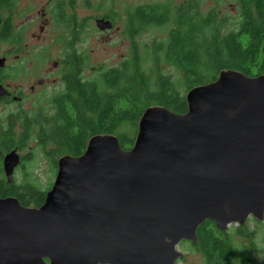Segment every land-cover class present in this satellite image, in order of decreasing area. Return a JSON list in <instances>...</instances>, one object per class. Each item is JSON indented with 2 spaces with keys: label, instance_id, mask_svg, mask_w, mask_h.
Segmentation results:
<instances>
[{
  "label": "water",
  "instance_id": "water-1",
  "mask_svg": "<svg viewBox=\"0 0 264 264\" xmlns=\"http://www.w3.org/2000/svg\"><path fill=\"white\" fill-rule=\"evenodd\" d=\"M184 100L185 113L147 107L127 150L115 135L96 134L81 155L60 156L39 207L0 199L2 239L35 249L33 260L7 262L174 264L178 244L194 242L204 221L224 229L250 214L261 220L264 74L221 70ZM18 160L6 154L7 182Z\"/></svg>",
  "mask_w": 264,
  "mask_h": 264
},
{
  "label": "flooded vegetation",
  "instance_id": "flooded-vegetation-1",
  "mask_svg": "<svg viewBox=\"0 0 264 264\" xmlns=\"http://www.w3.org/2000/svg\"><path fill=\"white\" fill-rule=\"evenodd\" d=\"M171 1L130 4L128 0H101L92 6L89 0H0V88L5 91L0 95V137L8 126L18 131L24 129V122L35 121L31 117L40 111L37 109L39 100L47 99V107L53 112L52 101L64 89V77L71 75L85 80L87 52L98 53L95 61H102L101 53L108 56L105 66L100 65L96 69L133 64L135 31L142 33L156 27L163 30L164 26L167 29V21L170 25L178 20L187 21L198 12V7L190 0H182V3L178 0L175 6ZM91 8L97 10L95 15L88 14ZM98 20L108 24L100 23L98 27ZM166 37L151 42L150 50L155 48L157 42H164ZM118 52L121 57L117 56ZM108 53H117L115 56L118 60ZM3 145L0 140V181L3 191L13 188L20 193L21 186H16L14 180L17 174L21 179L33 175V154L28 147L24 150L14 149L19 160L12 170L11 182H7L4 161L9 152ZM6 198L16 199L21 207H38L33 198L24 204L15 196H0V199ZM207 222L210 229L205 230L212 232L218 240L224 239L228 247L222 264H264L257 241L264 231V212L261 220L250 214L244 222L229 223L224 229L214 222ZM201 225L196 229L194 242L183 240L180 243L187 242L192 247L196 257L194 264H218L208 259L201 249ZM3 235L5 230L0 224V264H10L6 259L35 258L33 245L7 244L2 239ZM16 249L18 253L13 252ZM28 250L31 252L28 253ZM181 254L182 257L176 259L174 264L186 259L185 254Z\"/></svg>",
  "mask_w": 264,
  "mask_h": 264
},
{
  "label": "trees",
  "instance_id": "trees-1",
  "mask_svg": "<svg viewBox=\"0 0 264 264\" xmlns=\"http://www.w3.org/2000/svg\"><path fill=\"white\" fill-rule=\"evenodd\" d=\"M236 1L241 17L231 19L228 23H234L235 27H227L225 32L212 12L167 26L166 40L152 48L153 62L154 56H160L178 66L182 75L179 72L180 76L169 79L158 73L151 79L142 67L144 60L136 58L140 55L136 51L133 64L100 70L90 81L66 76L64 89L52 101V114L38 117L37 123H23L24 129L19 132L8 126L0 137L3 147L7 152L15 148L24 150L30 140H35L56 169L57 158L81 155L88 139L96 134L115 135L120 146L127 150L133 144L138 120L147 107L161 105L176 113L186 112L184 95L179 89L187 92L211 82L225 69L247 76L264 74V0ZM20 186V193L13 188L3 191L0 181V196L12 195L24 204L33 198L38 207L42 204L45 192L36 188L31 179L25 178ZM209 224L205 221L200 226V246L208 259L222 264L228 247L224 239L218 240L205 230L210 229Z\"/></svg>",
  "mask_w": 264,
  "mask_h": 264
},
{
  "label": "rangeland",
  "instance_id": "rangeland-1",
  "mask_svg": "<svg viewBox=\"0 0 264 264\" xmlns=\"http://www.w3.org/2000/svg\"><path fill=\"white\" fill-rule=\"evenodd\" d=\"M89 1L92 6H95L101 0H89ZM128 1L130 2V4H133V3L138 4V3L155 2V1L163 2L164 0H128ZM179 1L182 3V0H179ZM190 1L194 2L195 6L198 7V12L196 11L194 14L195 17H198V16L203 17L208 12H212L214 15L215 21L221 22V24L219 25V27L221 28V31H223L227 27L234 28L235 27L234 23L231 24L228 22L231 19L236 20V19H240L241 17V10L239 6L236 5L235 0H190ZM178 3H179L178 0L171 1V4L173 6L177 5ZM96 13H97V10H95L94 8H91L88 10L89 15H95ZM190 17H193V16H190ZM226 19H229V20L227 21V24L225 25ZM167 26H170V24H168ZM166 35H167V29L165 28V26L163 27V30H160V28L156 27L154 29H147L142 33H138L137 31H135L134 33V39H135V45H136L135 50H134V57L137 51L140 55L136 56V58L139 57L141 60H144L142 67L148 73H150L151 79L156 78L158 73L168 76L169 79L180 76V73L182 75V72L178 71L179 70L178 66H175L174 64H171V63H167L166 61H164L163 58L160 59V56L159 57L154 56L155 63L153 62V58H152L153 53L150 50L149 44L156 40H162ZM108 54L114 60H118L115 56V54L117 53H113V54L108 53ZM100 55H101L102 61H95L96 57L98 56V53L87 52V59H86L87 63H86V68L84 72V78L86 81H90L94 79L96 75L98 74V71L106 69V68L96 69L97 66H100V65L105 66L106 64L105 62L108 60V56L105 53H101ZM117 56L121 57L122 55L119 53ZM179 90L182 95H185L186 91L184 89H179ZM37 109H39L40 111L38 112L37 115L31 117V119H35V121L33 122L37 123L38 117H41L43 115L52 114V111L50 110V108L47 107V99L39 100V106L37 107ZM17 130L18 131H15V132L22 131L20 129H17ZM26 147L31 149V152L33 154L32 155L33 156V159H32L33 175L31 177H28V179H31L32 184H35L36 188L46 193L53 184L57 169L54 166V164L42 154L40 149L37 147L35 140H30L28 145H26ZM23 181L24 179L23 178L21 179V176L17 174L14 180V184L16 186H20L23 183ZM257 241L259 244L260 253L262 256H264V231L262 232V236L257 238ZM177 249L181 253L185 254L186 256V259L183 260L182 262H179V264H194L196 260V257L193 254L194 250L187 242L179 243V245L177 246Z\"/></svg>",
  "mask_w": 264,
  "mask_h": 264
}]
</instances>
